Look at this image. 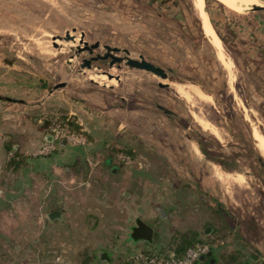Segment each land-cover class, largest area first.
<instances>
[{
  "label": "rangeland",
  "instance_id": "374dc122",
  "mask_svg": "<svg viewBox=\"0 0 264 264\" xmlns=\"http://www.w3.org/2000/svg\"><path fill=\"white\" fill-rule=\"evenodd\" d=\"M149 1L0 0V103L26 118L27 131L41 125L34 146L30 133L21 142L30 155L48 154L36 153L47 142H54L56 149L61 147L58 140L73 146L91 140L96 147L108 139L115 163L126 164L121 171L123 190L133 170L153 168L146 173L148 186L144 175L137 183L147 187L141 195H155L153 204L163 193L174 200L163 222L164 235L172 242L189 224L181 215L186 208L187 213L205 216L203 228L217 230L219 237L237 231L243 241L264 248V151L259 148L264 138V9L239 12L220 0H202L227 52L222 60L204 33L193 0H159L160 6ZM67 30L76 35L74 41L57 37ZM82 33L89 43L100 42L92 54L104 53L105 44L128 48L130 56L143 54L163 66L170 79L125 61L111 66L109 59L97 60L92 67L82 66L91 55L88 50L76 53L77 46L84 45ZM160 81L173 84L161 86ZM59 82L65 84L54 88ZM73 121L80 129H73ZM55 133L56 138L44 140ZM101 157L99 152L94 160L90 157L94 168ZM61 176L62 183L63 171ZM92 177L86 180L96 185H87L89 199L109 198L111 193ZM109 178L119 181L116 175ZM13 181L10 173L4 186L0 184L1 195ZM62 187L69 195L67 215L61 220L48 216L44 192L33 182L0 207V264H152L149 257L167 254L165 248L142 250L145 255L135 257L142 252L127 243L124 219L122 231H113L100 201L98 210L104 215L86 221L79 215L81 195L74 191L80 187ZM180 187L186 206L179 209ZM206 200L215 204L209 207ZM102 251L111 257L110 263L101 257Z\"/></svg>",
  "mask_w": 264,
  "mask_h": 264
},
{
  "label": "crops",
  "instance_id": "0c3cea01",
  "mask_svg": "<svg viewBox=\"0 0 264 264\" xmlns=\"http://www.w3.org/2000/svg\"><path fill=\"white\" fill-rule=\"evenodd\" d=\"M160 1L150 0L149 2L152 5L156 3V5L160 6ZM8 110L9 107H4L0 103V184L4 186L3 183L8 178L10 173L13 174L14 181L12 183V186L8 185L10 189H6L7 186L5 185V194H0L1 208H3L4 203L6 204V202L10 201V198L17 197L20 192L25 189L26 185L30 186V184H32L33 182L34 185H37V187L40 188V191L42 190L44 192L43 196L41 195V199L45 200V203H48V213L54 209L62 210V216L56 218L58 220H61L67 215L65 204L66 202H68L69 195L66 194V190H62V186H72V190H74V188L76 187H80V189H76L74 191L76 193L78 191L79 195H81V200L79 198V202H77L81 203V211L79 212V215L81 217L84 216V219L86 221L87 218L97 219L100 215L102 216L103 213L98 210L97 206V203L101 201L104 203V205H106L104 207L106 211L105 217L111 219L108 224L113 231H117V227L121 230L123 227L122 221H124V227H126L127 230L125 232L126 234H128L132 226L136 223V219L139 217L153 226L154 236L152 241H128L129 239H127L126 241L127 243L129 242L131 246L130 248H134L136 252H142V250L162 252L165 248L167 254L173 253L174 244L169 243L171 242V237L168 238V240L166 238V235H164L165 227H163V222L168 221L167 215L169 214V208L171 209V206H173L174 204V200H171L170 202L168 199L169 197H167V195L163 193L157 199L159 200L158 203L153 204L155 195L150 194V199L146 197L145 194L141 195V190H147V187L145 189V186H148L147 179L149 175L148 172L150 170L145 169L140 170V172L136 171L137 169L133 170V173L130 175L127 184L128 189L123 190V184L120 181L121 177L123 178V176L121 175V171L125 168L126 164L122 162L115 163L114 157L112 155V150L110 148H107L108 139H103L104 144L96 147L95 145H92L94 144V142L92 141V143L91 140L88 143L92 146L89 144L86 146H73L70 145L68 141L63 140L62 145H60L61 147H57L55 150L53 149L54 151L52 150L46 155H30V153L27 152L28 150L21 147V142L22 140L24 142V139H27V134L30 133L28 137L30 139V142L33 144L30 145L34 146L37 142L39 132H41V125H37L36 131L35 128L34 130L30 129L29 131H27L25 125L26 118L19 115V113H13ZM34 121L37 122L38 120H36L35 118ZM12 127L15 128L12 129ZM46 136L44 140L51 141L50 139H46ZM104 138H107V136H104ZM12 141L15 142H13L15 150H18L22 155V162L18 166H12L11 164H9V159L12 155V152L8 150V144ZM98 152L102 155V157L100 160H97L94 168L92 160H94V155L98 154ZM90 157L92 158V160H90ZM95 169L101 173L100 177H98L99 175H97V171L95 174L92 173L93 170L95 171ZM62 171L65 175V178H63L64 180H62L61 183L60 178H62ZM151 171H153V168L151 169ZM146 173L148 175H146ZM90 175H93V182H99L97 185L105 186V192L107 194L108 191L111 193L109 194V198L105 199L104 197L102 198L93 196V199H89L88 196L90 193L87 194L89 192L86 191L88 189L87 185L93 188L96 187L95 183L90 185L86 181L90 177ZM113 175H116V178H118L120 182H115L112 178L108 179V176ZM142 175L145 176V186L144 184H140L139 186L137 183L138 180L144 179ZM73 182H75L76 185H72ZM2 189H4V187L0 188V190ZM2 191L4 192V190ZM162 191L164 192L165 190L163 189ZM177 191V202L179 203L178 207L180 209L181 206L186 205L180 196L181 187L180 189H177ZM138 192L140 193V197H137ZM166 193L168 192L166 191ZM123 195L125 197H123ZM85 196H87L88 198H86V201L83 198ZM76 198H78V195ZM107 199L109 200V204L107 202ZM139 202L144 203L146 207L143 204H139ZM166 202H169L167 206ZM190 202L192 203V201L189 200L188 203ZM212 203L215 204L214 202H212V200H206V204H208L209 207L212 206ZM100 208L101 206L99 207V209ZM142 209L144 211H142ZM181 211L184 222L189 221V224H187V226L185 224V227L181 228L180 231L193 229L195 231H198L203 237L215 238V241H213V243L211 244L212 255L208 256L206 258V261H208L212 257H215L220 259L219 262H216L215 264H225L224 262H221V255L225 254L234 255L235 257H237V260L234 264H264L263 247H260L253 242H246L245 240L243 241V236H241V233L237 231L234 233L232 232L233 234L227 233L224 237L221 236V238L219 237L220 233H218L217 230L212 232L213 228H203V224L201 222L205 216L202 218L200 213H187L186 208L185 210L181 209ZM196 217L198 221L194 220L196 219ZM121 218L124 220L121 221ZM158 218H160V221L158 220ZM90 227H92V225ZM157 230H160V233H157ZM117 232L120 231L118 230ZM167 245L170 248H167ZM139 264H147V262H141Z\"/></svg>",
  "mask_w": 264,
  "mask_h": 264
},
{
  "label": "water",
  "instance_id": "95a60500",
  "mask_svg": "<svg viewBox=\"0 0 264 264\" xmlns=\"http://www.w3.org/2000/svg\"><path fill=\"white\" fill-rule=\"evenodd\" d=\"M259 8L264 9V6H261ZM74 30L75 28L73 29V31ZM57 37L60 38L61 40H66V41H70V40L74 41L76 39V35L74 33H71L70 30H67L64 36L57 35ZM84 37H85V33H82L80 43H83L84 45H78L76 48V53H79L82 50H88L91 53V55L88 58H84V63L82 64V66L92 67L93 61H97V60L107 61V59H109L108 62L111 66L114 65L116 62L125 61L126 64L132 67L146 69L150 72H153L159 75L163 79H170L168 70H166L163 66L147 59L143 54L140 55V58L130 56L129 55L130 50L128 48H121L119 46L105 44L104 46L106 48V51L104 53L92 54L94 52V49L99 47L100 42L96 41L94 43H89L87 40H85ZM54 45L60 47V44L57 41H54ZM120 51H123L126 54L118 55L117 52H120ZM104 72L107 73L110 78L113 77V74L110 73L109 71H104ZM172 83L173 82H170V81H167V82L160 81L159 82L161 86H169V85H172ZM64 84H65L64 82H59L55 84L54 88L63 86ZM51 91L52 89L50 90V92ZM160 107H162L167 113L173 112L172 109L164 105H160ZM46 138L52 140L53 135L48 134ZM48 216L52 220H54L57 217L62 216V210L54 209L48 213ZM133 230L134 231L132 232V237H134L135 240H149V241L153 240L154 228L142 218L139 217L136 219V223L133 226ZM101 254H102V258H106L109 262L108 254L105 251L104 252L102 251ZM210 255H212V251H209L208 253L201 255L200 260L197 264H215L216 263L215 257H212L208 261H206V258ZM236 264H240V263H236ZM244 264H247V263H244Z\"/></svg>",
  "mask_w": 264,
  "mask_h": 264
},
{
  "label": "trees",
  "instance_id": "16d2710c",
  "mask_svg": "<svg viewBox=\"0 0 264 264\" xmlns=\"http://www.w3.org/2000/svg\"><path fill=\"white\" fill-rule=\"evenodd\" d=\"M66 119L67 121L68 120L70 121L69 117H66ZM71 126H73V129L75 128L80 129V126L76 124L74 121L73 123H71ZM58 144L62 145V140L60 141L58 140ZM199 144H200V147L203 149V151H205V153L210 155V152H208V149L203 145L202 140H199ZM8 150L12 152V155L10 156V159H9V164H11L12 166H18L22 162L21 153L18 150H15L14 143L8 144ZM214 211L219 213V209H215ZM213 241H215V238L203 237L198 231H195L193 229H189L186 231H177L174 235L173 242L172 241L170 242L174 244L173 253H168L166 254V256H170L172 254L174 256L181 257L185 255L189 247L195 246L198 243H209L211 245ZM219 260L220 259L216 258V262H219ZM236 260H237V257H235L234 255H225V254L221 255V262H224L225 264H234ZM127 264H136V263H133L130 261V263H127Z\"/></svg>",
  "mask_w": 264,
  "mask_h": 264
},
{
  "label": "bare ground",
  "instance_id": "6f19581e",
  "mask_svg": "<svg viewBox=\"0 0 264 264\" xmlns=\"http://www.w3.org/2000/svg\"><path fill=\"white\" fill-rule=\"evenodd\" d=\"M194 4L198 10V14L200 16L201 19V23L203 26V30L204 33L206 34V36L209 38V40L216 45L217 49H218V55L220 59H226L227 58V52L225 50L224 44L221 41V39L219 38V36H217V33L215 32V29L210 21V18L208 15L205 14L204 10H203V2L202 0H193ZM221 2H223L225 5H227L229 8L239 11V12H245V10L248 9H258L261 6H264V0H220ZM206 11V10H205ZM72 41V40H70ZM217 52V51H216ZM229 59V58H228ZM230 61V60H229ZM225 63V61H224ZM229 64H232V62H228ZM227 65V64H226ZM233 73V71H232ZM173 84V83H172ZM179 84V83H178ZM182 85V84H181ZM176 86V85H175ZM183 86V85H182ZM194 86V85H193ZM187 87V85H186ZM177 89V88H176ZM179 89V88H178ZM197 89V88H196ZM180 90V89H179ZM194 89L191 90V93ZM177 91V90H176ZM201 93V92H199ZM202 94V93H201ZM193 95V94H192ZM196 95V94H195ZM185 97V96H184ZM203 98V97H202ZM186 100V99H185ZM191 100V99H190ZM193 101V98L192 100ZM191 103V102H190ZM204 120V119H203ZM207 120V119H206ZM203 124V123H202ZM213 124V123H212ZM211 124V125H212ZM210 125V124H209ZM215 125V124H214ZM216 126V125H215ZM212 128V127H210ZM215 128V127H214ZM219 128V127H218ZM258 128V127H257ZM221 130V129H220ZM212 131V130H211ZM219 133L221 131H218ZM214 133V132H213ZM216 133V132H215ZM216 135V134H215ZM222 135V134H221ZM223 139V138H222ZM259 148H262V150L264 151V138H261L260 144H259ZM220 168V167H219ZM219 173H221V170L218 171ZM227 174V173H226ZM229 174V173H228ZM227 174V175H228ZM231 174V173H230ZM232 175V174H231ZM226 176V175H225ZM234 176V175H233ZM239 176V175H238ZM220 177H222L220 175ZM231 177V176H230ZM229 178V176H228ZM242 177H237V179H240ZM227 180V179H226ZM233 180V179H232ZM230 181V180H229ZM237 181V180H236ZM239 181V180H238ZM242 181V180H241ZM229 183V182H228ZM240 183V182H239ZM229 185V184H228Z\"/></svg>",
  "mask_w": 264,
  "mask_h": 264
},
{
  "label": "built area",
  "instance_id": "2783aa9c",
  "mask_svg": "<svg viewBox=\"0 0 264 264\" xmlns=\"http://www.w3.org/2000/svg\"><path fill=\"white\" fill-rule=\"evenodd\" d=\"M57 133L53 134L54 138L57 137ZM69 138V136H68ZM56 144L54 142H47L41 145L38 152H49L55 149ZM211 245L209 243H198L195 246L189 247L185 255L177 257L174 255L166 256L163 254H155L149 257L152 264H197L200 260V256L210 251ZM145 255L144 252L137 254L135 257ZM148 258V256H146Z\"/></svg>",
  "mask_w": 264,
  "mask_h": 264
},
{
  "label": "flooded vegetation",
  "instance_id": "af4514ba",
  "mask_svg": "<svg viewBox=\"0 0 264 264\" xmlns=\"http://www.w3.org/2000/svg\"><path fill=\"white\" fill-rule=\"evenodd\" d=\"M162 108V107H161ZM163 109V108H162ZM169 115H173L174 114V112H171V113H168ZM233 158V157H232ZM221 163H223L224 165L226 164V163H224V161H220ZM234 162V161H233ZM135 225V224H134ZM133 225V226H134ZM133 226H132V228H131V230H130V232L127 234V239H129V241H139V240H135L134 239V237H132V232L134 231L133 230ZM101 257H102V255H101ZM106 259V258H105ZM107 260V259H106ZM110 261H111V257H109V262H108V260H107V262L108 263H110Z\"/></svg>",
  "mask_w": 264,
  "mask_h": 264
}]
</instances>
